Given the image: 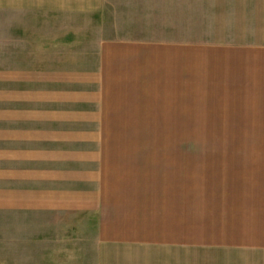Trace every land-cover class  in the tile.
Masks as SVG:
<instances>
[{
  "label": "crops",
  "instance_id": "0c3cea01",
  "mask_svg": "<svg viewBox=\"0 0 264 264\" xmlns=\"http://www.w3.org/2000/svg\"><path fill=\"white\" fill-rule=\"evenodd\" d=\"M7 8L0 251L264 264V0ZM174 120H200L198 149Z\"/></svg>",
  "mask_w": 264,
  "mask_h": 264
},
{
  "label": "rangeland",
  "instance_id": "374dc122",
  "mask_svg": "<svg viewBox=\"0 0 264 264\" xmlns=\"http://www.w3.org/2000/svg\"><path fill=\"white\" fill-rule=\"evenodd\" d=\"M193 6L195 5H200L201 0H192ZM8 4L9 0H0V42L4 39L2 38L3 36L6 37V32H7V21H8ZM193 20H198V17L193 16ZM198 22H193V25ZM195 30V29H193ZM198 38V35L195 36ZM3 62L0 61V64ZM1 81L3 78H0ZM0 81V82H1ZM2 84V83H0ZM175 121V120H174ZM176 128H170V131L173 132H181L184 129L186 133H188V136L192 138L189 143L191 144H186V147H191V148H199L200 147V141H199V136H200V120H184V124H182V120H176ZM180 123V125H179ZM173 127V126H171ZM190 145V146H189ZM4 248L3 246L0 245V248ZM6 249V248H5ZM24 257L22 254H17L14 252H2L0 251V264H23Z\"/></svg>",
  "mask_w": 264,
  "mask_h": 264
}]
</instances>
